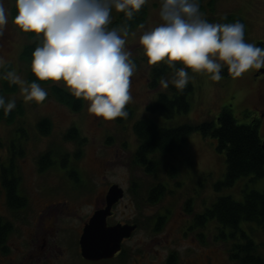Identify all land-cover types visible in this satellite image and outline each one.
<instances>
[{"label": "rangeland", "instance_id": "obj_1", "mask_svg": "<svg viewBox=\"0 0 264 264\" xmlns=\"http://www.w3.org/2000/svg\"><path fill=\"white\" fill-rule=\"evenodd\" d=\"M3 4L8 23L0 35V75L14 70L28 81V64L21 58V53L30 39L12 23L14 0H3ZM145 5L147 8L145 24L135 28L126 37L125 48L136 64V70L130 78L129 91L132 98L125 106L126 111L132 113L130 117L127 116L123 120H120V117L105 120L89 113L88 102L85 100L80 110H71L51 96L50 88L44 86L41 87L48 95L40 103L24 101L18 85L16 92L5 95L6 102L10 98L16 100L15 108L23 106L24 114L17 115L16 121L12 124L0 121V165L10 167L11 145L14 141L19 144L23 153L16 155L14 159V176L19 178L20 187L23 191L26 189L30 197L23 210L12 209L7 205L3 188L0 186V217L4 224L10 226L7 235V239L10 238V245L16 246L21 243L27 219L38 214L40 208L48 203L47 200L38 203L32 196L33 192H37L35 189L42 188L44 184L68 182L118 184L125 190L123 201L117 208L119 217L122 216L123 219L137 214L142 228L151 229L149 221L152 219L151 216L162 214L167 220L162 223L164 229L172 232L190 230L192 224L196 225L193 216L201 215L207 208H211L219 196L230 195L235 200L243 201L246 192L264 190V177L253 178V175L243 176L231 186L216 188L217 183L225 178L226 155L216 149L214 138L203 136L198 131L190 135L180 152L171 157H164L166 161L167 158L173 159V164L179 170L176 175H168L165 167L160 168L156 174L148 173L137 163L135 152L139 141L133 129V124L137 120L153 117L165 126H176L186 122L197 124L205 120H215L224 107L232 105L234 116L239 122L247 123L249 120L245 116L246 109L251 106L255 94L252 83L248 84L245 81L255 68L243 73L242 80L239 77L223 76L218 81L210 79L209 74L193 73L189 69L190 82L194 87L190 96V110L177 112L168 119L164 115H151L148 105L154 102L160 93L168 92L169 89L163 88L159 81L155 88L150 86L152 71L156 67L164 69L161 77L169 78L173 70L163 62L157 65L148 64L143 48L138 43L139 36L145 30L162 22L158 14L159 0H148ZM199 11L202 17L210 22L219 23L228 15L240 17L246 24L244 39L256 45L257 38L264 41V0H199ZM120 13L113 9L111 21ZM260 46L264 47V43L262 42ZM6 66L10 67V70H4ZM55 83L63 86L62 83ZM42 118L49 119L51 123L48 134H42L39 130L38 122ZM262 122L260 132L264 139V120ZM72 128L79 132L78 140L66 136ZM49 152L54 160L53 165L41 170L39 160ZM65 157L67 162L63 166ZM71 174L75 177L72 178ZM161 181L166 187L164 195L158 202H149V188ZM59 197L64 201L62 204L64 211L61 213L64 216H73L68 218L70 223H76L80 217L86 218L91 211V207L84 203L85 200H81L80 194L72 195L65 189L60 192ZM25 218L26 222L21 223ZM59 219L60 222L64 220L61 216ZM14 225L15 228L12 229ZM240 226L246 235L256 242L258 252L264 256V227L246 221L241 222ZM196 230L203 232V250H212L211 253L216 257L212 258V264H239L232 259L231 253L236 242H243L239 236L240 232L236 234V238L231 237L230 232L228 230L224 232L215 220L202 223ZM189 250L192 251V248L188 245L187 252ZM203 259L204 256L200 257V260ZM199 264H202V261Z\"/></svg>", "mask_w": 264, "mask_h": 264}, {"label": "clouds", "instance_id": "obj_2", "mask_svg": "<svg viewBox=\"0 0 264 264\" xmlns=\"http://www.w3.org/2000/svg\"><path fill=\"white\" fill-rule=\"evenodd\" d=\"M148 0H14L12 23L24 33L40 36L32 51L31 72L39 81L62 83L77 98L88 102V112L105 120L126 117L131 100L130 78L136 64L126 50L128 26L107 27L111 12H122L131 19ZM162 21L145 30L138 43L147 63L163 62L172 69L169 84L183 91L193 73H206L221 79L226 67L233 77L252 68L264 67V47L244 39V25L210 22L199 11V0H159ZM8 23L0 0V35ZM180 67H177V65ZM19 86L24 101L40 103L48 93L33 80H24L16 71L0 75ZM16 107V100L0 95L5 115Z\"/></svg>", "mask_w": 264, "mask_h": 264}, {"label": "trees", "instance_id": "obj_3", "mask_svg": "<svg viewBox=\"0 0 264 264\" xmlns=\"http://www.w3.org/2000/svg\"><path fill=\"white\" fill-rule=\"evenodd\" d=\"M13 13L14 15L16 14V9H13ZM146 17L147 8L144 5L131 19L126 18L121 12L107 27L112 28L127 25L128 33L130 34L135 28L145 24ZM236 20L243 23L245 34L246 24L240 17L234 15L224 16L219 23H231ZM26 34L30 41L23 48L21 58L28 64V81L36 80L41 86L49 87L51 96L58 102L69 107L71 110H80L84 103L82 98L73 96L63 86L55 82L39 81L31 72L32 51L40 42V39L33 33ZM4 70H10V67L6 66ZM163 70L159 67L153 69L150 84L152 88L158 85L157 83ZM193 89V84L190 81L183 91L175 89L173 85H169L168 92L160 93L156 100L148 105V111L151 115H164L167 119L173 117L177 112H188L191 108L190 96ZM16 91V84H10L7 80L2 79L0 95L5 97L6 94ZM127 113L129 114L127 115L128 117L132 115L131 112ZM23 114V106L10 110L7 115L4 114L3 109H0V121L12 124L16 121L17 115ZM126 117H120V120ZM38 127L42 134H48L51 130V123L49 119L42 118L38 122ZM133 129L139 141L135 152V159L148 173L156 174L160 168L165 167L168 175H176L179 170L173 164V159L167 158L166 161L164 157H171L173 154L180 152L190 135L198 131L203 136L214 138L216 149L226 155L227 169L225 178L217 183L216 188L231 186L243 176L253 175V178L264 177V139L260 135L258 125L252 122H239L232 113V109L228 106L224 107L218 117L212 121L205 120L197 124L186 122L176 126H165L160 124L157 119L147 117L137 120L133 124ZM66 136L69 139L78 140L79 132L76 128H72ZM19 139L16 142H19ZM11 150L10 167L0 165V186L5 189L7 205L12 209H19L24 207L27 202L25 198L19 195L20 181L18 177L14 176L13 165L16 155L22 154L23 149L14 141L11 145ZM64 159L65 161L62 162L63 166L66 165L67 157ZM53 162L54 160L51 158V153L49 152L40 158V169H47L53 165ZM70 176L72 178L75 177L74 174ZM165 190L166 187L161 181L151 188L148 201L151 203L158 202L164 195ZM208 220L217 221L224 232L226 230L230 232L231 237L236 238L237 233L240 232L239 236L243 242L239 241L235 243L233 252L231 253L233 260L239 264H264V256L258 252L256 242L247 236L240 226L241 222L246 221L257 223L264 227V190L246 192L243 201L235 200L230 195L219 196L211 208H207L201 215H198L196 224L200 226ZM162 223H164L163 219L157 222L159 226ZM9 232V224H4L0 217L1 246L5 244ZM222 236H224V233H222ZM212 257L216 258L215 255H212Z\"/></svg>", "mask_w": 264, "mask_h": 264}, {"label": "flooded vegetation", "instance_id": "obj_4", "mask_svg": "<svg viewBox=\"0 0 264 264\" xmlns=\"http://www.w3.org/2000/svg\"><path fill=\"white\" fill-rule=\"evenodd\" d=\"M257 46H260L262 38L256 39ZM261 68H255L245 81L254 86L255 94L251 106L246 109L245 116L249 122L256 123L259 132L262 130L264 120V78L262 79ZM232 76L227 69H222L221 77ZM242 80V76H239ZM234 98V96H233ZM232 104V103H231ZM231 109L232 105H228ZM261 135V132H260ZM262 137V135H261ZM51 185V186H50ZM114 183H92V182H68L44 184L42 188L35 189L32 196L36 202H45L40 212L21 221L25 223L21 243L10 245V238L0 245V264H212V250H203V232L196 230L197 224L191 225L190 230L172 232L165 230L164 225L157 222L166 218L159 214L152 215L149 221L151 229H143L137 214H132L126 218H121L117 214V208L123 201L124 195L113 206L112 213L107 218L109 226L115 224H131L136 228L129 236L121 238L119 248L105 254L99 258H86L82 255L81 236L85 226L89 223L96 211L104 209L108 205V194L110 187ZM122 187V186H121ZM123 188V187H122ZM69 190L72 195H79L84 203L91 207L86 218L80 217L76 223L68 221L71 215L64 216L60 192ZM6 198V192L3 188ZM151 193V188L148 190ZM19 195L25 198L27 204L30 197L19 185ZM41 196V197H40ZM27 204L24 206L26 207ZM22 207V208H24ZM19 208V209H22ZM23 210V209H22ZM64 220L60 222L59 217ZM125 217V216H124ZM198 216H193L197 220ZM164 224V223H163ZM10 227V226H9ZM15 228V225L12 229ZM188 239V241H187ZM115 242V241H114ZM188 245L192 251L187 252ZM116 247V246H115ZM209 252V253H208ZM204 256V261L200 257Z\"/></svg>", "mask_w": 264, "mask_h": 264}, {"label": "water", "instance_id": "obj_5", "mask_svg": "<svg viewBox=\"0 0 264 264\" xmlns=\"http://www.w3.org/2000/svg\"><path fill=\"white\" fill-rule=\"evenodd\" d=\"M262 72H264V69H262ZM123 195L124 190L121 186L118 184L112 185L108 194L107 207L96 211L85 226L81 236L82 255L84 257L99 258L107 253L110 254L112 250L115 251L119 248L121 238L129 236L136 228V225L131 224H115L112 226L107 224V218L112 213V206Z\"/></svg>", "mask_w": 264, "mask_h": 264}]
</instances>
